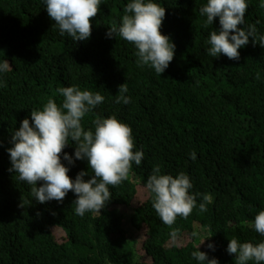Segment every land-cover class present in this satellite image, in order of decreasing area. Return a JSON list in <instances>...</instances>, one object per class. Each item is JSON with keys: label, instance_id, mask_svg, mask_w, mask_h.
<instances>
[{"label": "trees", "instance_id": "1", "mask_svg": "<svg viewBox=\"0 0 264 264\" xmlns=\"http://www.w3.org/2000/svg\"><path fill=\"white\" fill-rule=\"evenodd\" d=\"M130 2L101 0L91 36L75 41L61 35L44 0H0V63H9L0 71V264H206L191 255L198 250L218 264H235L227 252L231 239L264 242L250 226L264 210V47L249 37L238 61L212 57L208 40L220 24L218 17L205 23L200 9L207 0H153L166 10L160 31L175 44L160 75L138 66L135 45L106 35ZM246 2L240 27L254 25L264 35V0ZM124 83L130 102L116 103ZM71 86L105 98L81 120L86 131L94 132L96 118L115 116L132 129L134 151L144 153L127 180L109 186L105 207L83 216L75 213L71 191L62 202H37L32 186L10 171L8 152L23 119L31 123V111L42 110L48 98L61 106L56 90ZM64 152L74 159L69 164L61 155L68 175L75 180L85 171L91 179L71 139ZM156 165L161 174L188 175L191 194H210L207 211H199L197 196L186 219L165 225L146 188ZM173 228L179 229L175 239Z\"/></svg>", "mask_w": 264, "mask_h": 264}, {"label": "clouds", "instance_id": "2", "mask_svg": "<svg viewBox=\"0 0 264 264\" xmlns=\"http://www.w3.org/2000/svg\"><path fill=\"white\" fill-rule=\"evenodd\" d=\"M44 2L48 16L58 26L61 35L67 33L75 41H84L91 36L92 20L99 13L101 0ZM260 7L264 8V2ZM247 8L246 0H207V4L200 9L201 15L206 16L205 23L212 25L218 17L220 24L219 31L210 33L208 55L218 57L223 54L230 60L238 61V50L249 43V37L254 46L258 40L259 45L264 47V35L257 36L254 25H250L248 30L240 27L244 24ZM124 13L119 26L111 25L106 35H118L135 45L138 66H150L161 75L173 60L175 49V44L160 31L165 8L153 0H132L126 5ZM8 68V62L0 63V71ZM127 91L125 83L119 85L116 103L130 102V97L125 95ZM56 93L63 97L61 106L48 98L42 110L31 111V123L28 118L23 119L19 129L12 135L13 146L8 149L12 165L10 171L32 186L31 194L41 204L51 200L62 202L71 191L76 196L73 203L77 215L100 212L111 199L109 186L116 187L127 180L132 162L140 165L144 153L134 151L132 129L115 116L96 118L93 121L94 132L83 128L81 120L105 99L99 92L82 91L71 86L60 87ZM69 139L75 143V159L88 161L93 175L87 181L84 177L89 173L81 171L73 180L68 175L69 168L61 162L63 155L69 164L74 163L73 157L64 152ZM190 157L195 160V152ZM38 182H42L39 187ZM192 187L189 176L184 172L173 177L161 174L159 165L153 167L146 188L152 194V207L169 228L175 224L177 217L186 219L192 213L197 207V196L202 195L199 211H207L206 205L212 202V196L191 194L189 190ZM250 226L264 236V210L255 215ZM178 233L179 229L173 228L172 238L175 239ZM208 248L215 250L212 244H208ZM227 252L235 254V264L264 262V242L241 243L233 238L229 241ZM191 255L206 264H218L217 259H208L205 252L193 251Z\"/></svg>", "mask_w": 264, "mask_h": 264}, {"label": "rangeland", "instance_id": "3", "mask_svg": "<svg viewBox=\"0 0 264 264\" xmlns=\"http://www.w3.org/2000/svg\"><path fill=\"white\" fill-rule=\"evenodd\" d=\"M142 245V243H139L138 246L140 247Z\"/></svg>", "mask_w": 264, "mask_h": 264}]
</instances>
